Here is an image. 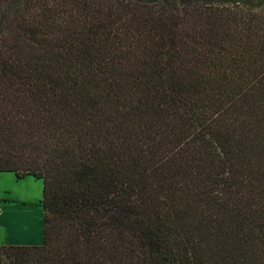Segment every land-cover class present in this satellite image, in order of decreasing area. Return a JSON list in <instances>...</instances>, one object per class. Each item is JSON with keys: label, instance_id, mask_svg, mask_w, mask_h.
I'll use <instances>...</instances> for the list:
<instances>
[{"label": "trees", "instance_id": "obj_1", "mask_svg": "<svg viewBox=\"0 0 264 264\" xmlns=\"http://www.w3.org/2000/svg\"><path fill=\"white\" fill-rule=\"evenodd\" d=\"M0 172V264H264V0H0Z\"/></svg>", "mask_w": 264, "mask_h": 264}, {"label": "rangeland", "instance_id": "obj_2", "mask_svg": "<svg viewBox=\"0 0 264 264\" xmlns=\"http://www.w3.org/2000/svg\"><path fill=\"white\" fill-rule=\"evenodd\" d=\"M42 187L32 175L17 179L13 172H0V244L41 243Z\"/></svg>", "mask_w": 264, "mask_h": 264}, {"label": "crops", "instance_id": "obj_3", "mask_svg": "<svg viewBox=\"0 0 264 264\" xmlns=\"http://www.w3.org/2000/svg\"><path fill=\"white\" fill-rule=\"evenodd\" d=\"M41 216H43V211L40 213V216L39 217H41ZM23 237V236H22ZM28 242H32V241H36V240H27ZM5 244V243H4Z\"/></svg>", "mask_w": 264, "mask_h": 264}]
</instances>
